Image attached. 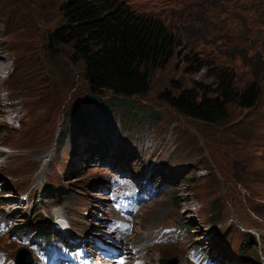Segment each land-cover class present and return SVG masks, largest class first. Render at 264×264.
Masks as SVG:
<instances>
[{"label":"rangeland","instance_id":"1","mask_svg":"<svg viewBox=\"0 0 264 264\" xmlns=\"http://www.w3.org/2000/svg\"><path fill=\"white\" fill-rule=\"evenodd\" d=\"M65 1L0 0V220L21 237L52 235L60 209L72 243L95 264L122 254L110 264H134L136 256L146 264H192L198 247L217 264H264V0H121L162 20L181 44L179 56L150 73L149 92L134 98L93 94L73 47L50 42L66 25ZM194 54L232 71L237 88L256 83V107L232 104L228 120L212 125L162 101L166 91L212 85L208 68L186 71ZM89 94L102 101L90 104ZM82 140L95 152L89 158ZM110 152L114 161L101 158ZM147 170L158 194L134 206L137 228L123 234L121 249L105 227L134 224L111 177L124 173L132 188ZM177 226L189 229L180 236ZM163 228L180 240L159 239ZM24 245L0 239L14 261L30 249Z\"/></svg>","mask_w":264,"mask_h":264},{"label":"trees","instance_id":"2","mask_svg":"<svg viewBox=\"0 0 264 264\" xmlns=\"http://www.w3.org/2000/svg\"><path fill=\"white\" fill-rule=\"evenodd\" d=\"M61 11L66 25L49 40L73 47L75 57L84 62L85 79L93 94L109 91L126 98L144 96L150 90V73L164 69L179 56L181 44L164 22L137 13L124 1L66 0ZM187 59L186 71L208 68L212 85L195 83L178 95L164 92L160 98L178 113L220 125L228 120L230 105L256 107L261 97L256 83L237 88L232 71L209 65L195 54ZM68 200L64 197L63 202Z\"/></svg>","mask_w":264,"mask_h":264},{"label":"bare ground","instance_id":"3","mask_svg":"<svg viewBox=\"0 0 264 264\" xmlns=\"http://www.w3.org/2000/svg\"><path fill=\"white\" fill-rule=\"evenodd\" d=\"M6 58V57H5ZM8 59V58H7ZM2 67V63H1V61H0V68ZM99 131V133H100V135L102 136V137H104V138H106V135L102 132V129H100V130H98ZM109 132L110 133H112V135L111 136H115V131L113 130V129H110L109 130ZM86 143H88V141H85V140H82L81 142H80V145H81V151H82V153L84 154V156L86 157V158H89L88 157V155L89 154H91V153H95L94 152V150H90V149H88V150H86V147H84V145L86 144ZM102 154V153H101ZM113 152H110L109 154H106L105 156L102 154L101 155V158H103V159H105L106 161H108V162H110V161H114L113 160ZM127 159H130L129 157H127ZM146 181H150V179H151V172H149L148 170H147V177L146 178H144ZM161 197V196H160ZM158 198V197H157ZM155 199V198H154ZM153 199V200H154ZM152 202V201H151ZM150 202V203H151ZM155 203V202H154ZM153 204V203H152ZM150 206V205H149ZM142 208L143 207H145V206H141ZM166 205H164L163 206V208L164 209H166ZM160 209V208H159ZM142 210V209H141ZM145 210V209H144ZM143 210V211H144ZM167 210V209H166ZM181 210V209H180ZM183 210V209H182ZM139 212V208H136L135 209V216L137 215V213ZM175 212V211H174ZM187 212V210L185 211V213ZM168 214V213H167ZM54 215H58V220L59 221H64L65 219V215H64V212L63 211H61L60 209H58V210H56L55 212H54ZM122 217V216H121ZM162 217V216H161ZM160 219V218H159ZM59 221H58V223H59ZM123 221V220H122ZM124 222V221H123ZM125 222H127V221H125ZM57 221H56V228H60L61 229V232H64L66 235H67V237H68V240L72 243V242H75L76 240L75 239H72V236H73V234L70 232V231H68L67 230V228H65V227H58L57 226ZM128 223V222H127ZM130 223H133L134 224V220H133V217H132V219H131V221H130ZM140 225V224H139ZM124 226V225H123ZM135 227H136V224H134V225H132L127 231H125L124 232V234H126L127 236H130V235H132L134 232H135ZM137 228V227H136ZM141 228V227H140ZM141 229H143V228H141ZM169 242H172V243H174V241H171V240H169ZM176 246V245H175ZM1 248V247H0ZM219 254H221L222 256H223V254L221 253V251L219 250ZM221 255H218L217 256V258H220V259H222V260H224V262H225V258H222V256ZM141 259H142V261H143V259H144V257L143 256H141L140 257ZM150 261V260H149ZM153 261V260H152ZM144 262V264H146V260L145 261H143ZM151 262V261H150ZM159 263V261H157V264ZM151 264V263H150Z\"/></svg>","mask_w":264,"mask_h":264},{"label":"water","instance_id":"4","mask_svg":"<svg viewBox=\"0 0 264 264\" xmlns=\"http://www.w3.org/2000/svg\"><path fill=\"white\" fill-rule=\"evenodd\" d=\"M87 97H88L90 104H92L94 102H101L102 101V98L100 96H97V95L89 94ZM23 251L27 252L26 250H21V249L18 251V256L16 259L17 264H25V262H23V258H22Z\"/></svg>","mask_w":264,"mask_h":264}]
</instances>
